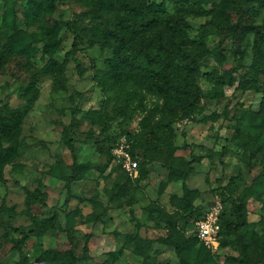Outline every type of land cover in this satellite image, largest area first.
<instances>
[{"label":"rangeland","instance_id":"374dc122","mask_svg":"<svg viewBox=\"0 0 264 264\" xmlns=\"http://www.w3.org/2000/svg\"><path fill=\"white\" fill-rule=\"evenodd\" d=\"M42 1L43 26L26 20L27 0H0L1 46L15 41L0 56V264L70 253L77 264H264V71L253 67L264 7L249 3L248 29L233 36L223 24L238 22V0H148L209 52L199 105L169 118L162 101L119 97L107 77L123 15L98 16L97 0ZM213 212L207 246L196 224Z\"/></svg>","mask_w":264,"mask_h":264},{"label":"trees","instance_id":"16d2710c","mask_svg":"<svg viewBox=\"0 0 264 264\" xmlns=\"http://www.w3.org/2000/svg\"><path fill=\"white\" fill-rule=\"evenodd\" d=\"M238 1L240 3L237 6L238 22L235 25L228 22L223 24V28L230 31L233 36L248 29V26L242 23V14L249 3L257 2L264 7V0ZM95 3L98 16L114 12L123 15L111 36L113 52L107 67V77L115 94L120 97L123 91L127 90L129 100L139 102L140 106L148 96L160 100L165 108H168L169 118L175 115L172 111L176 110L186 109L187 115L194 112L201 97V90L196 84L200 68L198 59H204L209 52L202 48H196V52L194 51L195 44L187 39L184 20L169 14L164 7L153 5L148 0H97ZM231 3L233 0H224V8ZM43 10L42 0H27L26 20L33 25L47 24L50 19ZM216 12L219 16L224 15L223 9ZM4 23L8 30L6 19ZM5 40L4 46L0 43L1 57H7L15 48L14 40L7 37ZM255 51L253 67L257 72L262 69L264 71V40ZM2 127L5 131L12 129L8 123ZM68 142L70 149L73 150V141L68 138ZM157 145L163 143L159 141L155 146ZM173 172L171 170V173ZM67 182L69 187L72 179L69 178ZM176 249L178 251V247ZM87 256L86 245L84 258ZM65 258L59 263L54 256V263L77 264L78 260L73 253Z\"/></svg>","mask_w":264,"mask_h":264},{"label":"built area","instance_id":"2783aa9c","mask_svg":"<svg viewBox=\"0 0 264 264\" xmlns=\"http://www.w3.org/2000/svg\"><path fill=\"white\" fill-rule=\"evenodd\" d=\"M130 170H134L138 167L137 163H129L127 166ZM215 212H217L215 210ZM215 212L210 214L206 219L197 222L196 230L199 239L207 246L215 245L218 236V218L215 216Z\"/></svg>","mask_w":264,"mask_h":264}]
</instances>
